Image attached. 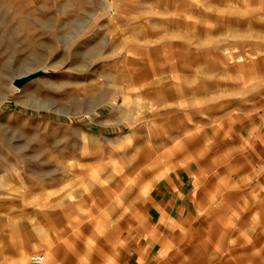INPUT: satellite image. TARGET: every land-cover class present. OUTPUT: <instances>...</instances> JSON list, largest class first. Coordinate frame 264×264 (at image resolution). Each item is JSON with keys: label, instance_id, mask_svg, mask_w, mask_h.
<instances>
[{"label": "rangeland", "instance_id": "374dc122", "mask_svg": "<svg viewBox=\"0 0 264 264\" xmlns=\"http://www.w3.org/2000/svg\"><path fill=\"white\" fill-rule=\"evenodd\" d=\"M182 133L201 141V183L242 186L235 195L211 188L208 198L203 189L208 204L197 214H226L235 202L244 232L217 238L203 218L201 231L180 239L182 259L264 264V154L252 150L264 135V0H0V251L4 230L27 228L13 216L27 195L21 176L44 171L42 195L51 197L55 166L75 168L108 149L154 155Z\"/></svg>", "mask_w": 264, "mask_h": 264}, {"label": "crops", "instance_id": "0c3cea01", "mask_svg": "<svg viewBox=\"0 0 264 264\" xmlns=\"http://www.w3.org/2000/svg\"><path fill=\"white\" fill-rule=\"evenodd\" d=\"M224 121L225 127L237 123ZM198 122L202 123L196 120L189 124L193 135L201 130ZM220 125H213V130L220 133ZM188 137L183 133L170 136L164 149L155 150L154 155L152 150L141 148L125 159L120 149H108L75 168L55 166L49 175L55 176L51 186L55 195L51 197L42 195L44 171L21 176L20 192L27 195L16 201L17 209L23 211L13 216L22 218L27 228L4 230L9 244L0 251V264H35L31 256L41 253L44 260L38 264H193L182 259L177 246L191 232L201 231L203 224L199 222L209 220V216L206 229L211 235H242L235 202L228 204L231 210L226 214H197L208 204L202 200V190H208V198L211 188H223V181L201 183V141ZM256 144L259 148L252 150L264 154V135ZM226 147L228 154L234 146ZM137 155H144L140 162ZM259 186L264 189V182ZM241 187L240 181L230 180L224 188L235 195L233 190ZM2 190L4 195L15 196L12 186L4 185ZM32 192L35 197H30ZM29 207L35 208V215L24 212ZM0 213L5 210L0 208ZM177 257L181 259L174 260Z\"/></svg>", "mask_w": 264, "mask_h": 264}, {"label": "water", "instance_id": "95a60500", "mask_svg": "<svg viewBox=\"0 0 264 264\" xmlns=\"http://www.w3.org/2000/svg\"><path fill=\"white\" fill-rule=\"evenodd\" d=\"M43 68H38L35 69L34 71H31L27 74L21 75V76H16L13 78L12 84L16 86L17 88H20L24 83L38 77L39 75L44 73Z\"/></svg>", "mask_w": 264, "mask_h": 264}, {"label": "built area", "instance_id": "2783aa9c", "mask_svg": "<svg viewBox=\"0 0 264 264\" xmlns=\"http://www.w3.org/2000/svg\"><path fill=\"white\" fill-rule=\"evenodd\" d=\"M31 261L35 264L41 263L44 260V254H35L31 256Z\"/></svg>", "mask_w": 264, "mask_h": 264}, {"label": "bare ground", "instance_id": "6f19581e", "mask_svg": "<svg viewBox=\"0 0 264 264\" xmlns=\"http://www.w3.org/2000/svg\"><path fill=\"white\" fill-rule=\"evenodd\" d=\"M30 72V70L29 71H27V72H25V74H27V73H29Z\"/></svg>", "mask_w": 264, "mask_h": 264}, {"label": "trees", "instance_id": "16d2710c", "mask_svg": "<svg viewBox=\"0 0 264 264\" xmlns=\"http://www.w3.org/2000/svg\"><path fill=\"white\" fill-rule=\"evenodd\" d=\"M61 117V116H60Z\"/></svg>", "mask_w": 264, "mask_h": 264}]
</instances>
